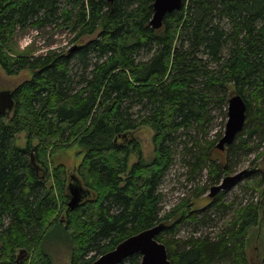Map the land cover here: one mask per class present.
I'll return each instance as SVG.
<instances>
[{
    "label": "trees",
    "instance_id": "obj_1",
    "mask_svg": "<svg viewBox=\"0 0 264 264\" xmlns=\"http://www.w3.org/2000/svg\"><path fill=\"white\" fill-rule=\"evenodd\" d=\"M182 1L155 30V0H0V67L31 74L13 90L11 113L0 115V264H53L45 244L55 237L68 244L71 264H92L158 225L171 264H252L248 237L264 228L263 186L259 203L238 205L221 191L197 208L199 188L168 211L160 187L179 154L189 182L207 171L211 190L231 156L264 132V0ZM29 27L63 29L72 47L19 51L14 41ZM235 94L247 120L224 164L212 157L217 140L202 146L194 133L209 132L213 110L227 119ZM141 127L154 131L149 161L132 137ZM22 133L24 147L16 144ZM77 146L74 172L53 165ZM76 182L87 193L71 210ZM230 213L216 237L200 234ZM187 226L192 236L182 239ZM140 263L136 254L122 264Z\"/></svg>",
    "mask_w": 264,
    "mask_h": 264
},
{
    "label": "rangeland",
    "instance_id": "obj_2",
    "mask_svg": "<svg viewBox=\"0 0 264 264\" xmlns=\"http://www.w3.org/2000/svg\"><path fill=\"white\" fill-rule=\"evenodd\" d=\"M95 37L96 34H93L85 37L84 40ZM72 38L73 36L63 29L49 27L43 30H36L29 27L27 30L21 31L19 33L14 41V47L19 51L29 49L30 53L37 55L44 53L49 49L70 48L72 47ZM30 78L31 74L28 71H24L18 76H8L0 67V91H13L18 84ZM211 112L213 120L209 126V132L205 133L204 131H196L194 136L202 146H205L207 142L217 140L215 143L216 147V145L219 143V138H222L225 134L228 118L225 119L222 115V112L218 109ZM252 114H254V111H252ZM25 137V133L20 134L17 137L16 144L20 147H24L26 143ZM132 137L140 143L144 158L147 161L151 160L154 157V131L152 128L141 127L132 134ZM242 138L247 139V136L243 134ZM248 144V150L241 149L239 156L234 158L231 156L230 160L225 165V168H229V173L226 176H221L222 182L228 176H235L243 171L251 172L249 178L239 181L235 187L227 191V199L230 201L233 199V197H237L238 205H245L251 203V201L253 203H259L262 199L260 191L262 186L264 187V182L262 183L261 180L264 176V157L262 156L264 151V132L262 131L261 133L254 134ZM225 153L226 152H222L215 148L212 150V157L214 159L220 158L225 164ZM82 159L83 150L77 146L69 150H64L63 152L56 155L53 159V165L63 164L68 169V171L72 173L76 170L78 165H80ZM188 172V169L181 161V156L177 154L176 164L170 169L160 187L162 193L165 196L162 206L166 211L172 209L177 203H179L181 198L189 196V193H193L199 188H206V192L201 197L203 199L197 202L196 207L202 208L208 205V194L210 192L208 172L204 171L203 173L198 174L191 182L188 180ZM212 210L213 208L211 207L207 208V212L209 213H211ZM230 216L231 213L228 214L224 220H215L213 225L209 227H201L200 234L206 236L211 234V237H216L221 232L222 228L224 227V223L230 218ZM213 233H215L216 236ZM191 234V227H182L179 237L185 239L189 238V235ZM248 240V256L251 259L252 264H263V226L259 224V226L253 227L250 230ZM45 245L50 253L53 264H71V251L66 242L62 241L59 237H55L48 239Z\"/></svg>",
    "mask_w": 264,
    "mask_h": 264
},
{
    "label": "water",
    "instance_id": "obj_3",
    "mask_svg": "<svg viewBox=\"0 0 264 264\" xmlns=\"http://www.w3.org/2000/svg\"><path fill=\"white\" fill-rule=\"evenodd\" d=\"M113 4L116 0H106ZM182 0H155L153 4V17L150 26L159 30L162 28L165 17L174 11L182 8ZM15 101L12 90L0 91V115H8L14 109ZM247 104L238 94L233 95L228 100V119L224 136L220 139L216 148L220 151L232 145L239 133L246 125ZM32 160L33 154H32ZM247 171H243L235 176L226 177L220 185L211 188L209 197L214 198L221 191L227 192L237 185L241 177ZM74 179V177H73ZM87 191L78 182L69 185L70 201L68 207L71 210L77 208L82 202ZM163 225L144 230L137 235L129 237L120 243L114 250L102 255L92 264H122L129 257L139 254L140 264H171L166 246L159 242L156 237L163 230Z\"/></svg>",
    "mask_w": 264,
    "mask_h": 264
},
{
    "label": "flooded vegetation",
    "instance_id": "obj_4",
    "mask_svg": "<svg viewBox=\"0 0 264 264\" xmlns=\"http://www.w3.org/2000/svg\"><path fill=\"white\" fill-rule=\"evenodd\" d=\"M223 152V151H222Z\"/></svg>",
    "mask_w": 264,
    "mask_h": 264
}]
</instances>
